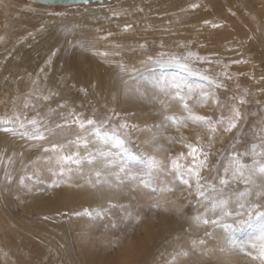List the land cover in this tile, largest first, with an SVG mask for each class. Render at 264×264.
<instances>
[{
    "label": "rangeland",
    "instance_id": "rangeland-1",
    "mask_svg": "<svg viewBox=\"0 0 264 264\" xmlns=\"http://www.w3.org/2000/svg\"><path fill=\"white\" fill-rule=\"evenodd\" d=\"M16 1L18 2L8 3L9 5L4 11V7L0 5L1 27L10 23L13 30L6 47H0V63H5L13 55L15 40L23 44L29 55L36 56L37 63L28 69V72L33 70V75L27 72L26 75L24 66L12 67L8 73L0 75V134L4 138V140H0V142L2 141L0 144V264H83L73 242L74 238L70 233L69 225H66L67 218L59 214L37 215L35 212H31L26 205L28 197L20 189L21 178L29 175L26 165L45 152L44 149H48L47 152H53L51 150L52 143H59L62 146V148L56 149L57 152L63 151L62 155L78 153L82 161L90 155L118 159L127 149L133 154L143 157L136 161H130L128 165L130 172L138 176L149 170L147 156H154L162 166L167 165L169 169L173 159L177 160V164L181 167H183V161L189 160L190 166H193V156L188 155L190 149L186 147L188 144L207 153L206 166L201 169V175L208 177L209 180L216 175L215 170L209 171V167L215 169L221 167V164L230 165L232 163L231 153L249 149V157L252 156L249 146L252 143H259L257 137L264 134V47L256 45L258 42L254 39V32H249L235 40L230 39L231 41L227 38V41L216 45L218 48L222 46L227 49L226 53L221 55L212 50V59L209 60L196 56L192 52L191 55L189 49L185 47H179L180 50L178 48L177 52L173 51L168 43L173 37L172 34L158 32L161 27L155 29L146 25L150 23L149 18H153L154 15L144 13L143 9L146 6L144 0H102L86 4H45L33 0ZM21 2H32L34 5L25 7L20 5ZM16 10L17 12H14ZM141 11H143L141 14L144 15L140 16ZM9 17L14 19L11 21L8 19ZM241 17V14L235 15L237 20L228 21L226 28H232V25L237 23L241 24L239 22ZM126 25L129 26L127 29ZM47 37L51 41L48 42L50 47L45 49L46 42L44 40ZM249 38L251 39L250 43H248ZM54 43L56 45H53ZM62 49L65 52H62ZM86 55L94 58L91 66L102 76V88L106 89L104 96L94 92L96 87L93 86L94 84L92 85V81L83 80L84 83L81 82L83 85L79 82L78 86L69 85L75 81L70 73L66 75L61 73L55 83L56 86L63 88L69 86V94H62L56 89H50L49 94L45 95L46 84L51 74L54 73L55 65L58 66L60 62L71 64L70 61L73 59L79 60ZM235 61L239 62L234 63ZM0 70L2 71V69ZM62 79H65V82L61 83ZM104 79L105 81H103ZM4 80L8 81L7 84ZM18 80L19 87L16 89L12 83ZM34 82L38 84L37 90L34 89ZM176 83L190 86L191 91L189 92L187 88L181 91V95H184L183 100L175 97L174 93V98L179 101L177 104L179 107H175L176 111L170 110L164 115V120L168 122L164 129L151 133L149 126L153 125L157 116L149 117L152 111L149 109L148 101L163 87L172 90ZM220 83L223 87L217 89L215 84ZM31 87L33 88L31 89ZM205 94L210 95L206 96ZM14 99L17 101V105L14 104ZM213 100H218L219 104L213 103ZM241 100L244 101L243 104L240 103ZM185 104L188 105L187 109L184 108ZM230 108L239 109L243 119L238 122V128L227 132L224 131V128L227 127L228 121L233 115ZM181 110L182 112H178ZM133 113L144 114V119L135 123L129 122L131 121L129 116ZM74 114H79L83 119L91 118L102 122L96 127H99L102 132H107L109 136L117 134L125 140L124 147L116 146L112 140L96 138L92 135L91 130L87 133L84 132L73 122ZM17 116L22 120L24 117H27L29 121L36 119V124L25 122L24 127H21L15 119ZM192 116L211 118L213 125H216L223 117V123L219 124L215 133H211L208 131L209 125L194 122L190 119ZM184 121L188 126L186 129L178 126ZM57 125H63V129H57ZM121 125L124 127H120ZM45 128L49 131L45 132ZM37 129L45 134L44 140L31 139ZM184 131H188L190 136H185ZM143 133H146V136ZM85 142H87L86 148L84 147ZM143 144H146L148 148L150 146L151 150H156L157 154L144 153L143 146H141ZM257 151L260 149L257 148ZM23 155L29 156L27 161L22 158ZM195 156L196 163L205 159L200 155V152H197ZM245 162L252 163V160L249 159ZM69 165L76 166L75 164ZM121 176H123L120 177L121 179L132 180L131 175L122 173ZM169 176L173 178L172 175L163 176L154 172L153 186L160 187L161 179ZM6 177L11 179L10 184ZM132 183L133 193L125 205L134 212L137 209L140 210L142 220L138 226L143 229V232L140 236L125 235L122 239L119 238L111 243L100 245L105 256L115 257L114 260L119 264H126L122 255L123 251H132L133 253L136 250L134 245L142 249L143 245L147 244L148 246L147 242L150 243L152 237L157 241L158 237L156 236L161 235L159 240H162L161 237L173 240L177 246L171 250L168 246L166 250L162 251L159 248L160 243L157 245V242H154L152 250L156 256L170 254L174 257L176 252L177 255L178 253L181 255L182 252L187 253L189 257L190 253L188 254V252L190 251L191 259H199L202 251L195 248L196 240H203L206 237L205 233L211 234L212 237V233L218 232L216 237H212L214 241L211 239V243L221 252L222 250L226 252L229 262L227 264H255V260L251 256L242 254L240 248L257 239L261 223H264L260 218H254L243 227L227 231L211 223L197 224L193 218L198 214L209 220L217 217L206 206L205 200L197 201L194 182L191 195L188 188L181 185L179 181L175 186L177 189L172 186V191L167 192L166 196L169 197L178 193L179 197L175 196L174 198L176 205L164 203L161 192L152 193L150 189H146L140 184L139 179L132 180ZM47 184L49 183L45 181V185H42L39 191L34 190L35 195L51 192L50 188L44 191ZM242 185L243 183L239 185L241 191L244 187ZM139 186L147 191L149 200L147 205L138 202L139 193H135V190H138ZM235 187L236 184L233 181L232 187L224 195H229ZM255 190L257 189L249 190L253 192L251 199L264 203V200H259L254 195ZM153 203L160 204V207H150ZM234 206L233 201L232 207ZM164 209H167V212L163 214L161 210ZM228 210L231 208L226 209V211ZM75 212L77 211L71 210L67 215H74ZM186 216L188 217L186 218ZM50 220L63 226L64 243L56 240L54 233L47 235L38 229V226L44 221ZM172 220L175 221L172 222ZM170 221L172 225H170ZM226 222L231 223V220ZM188 223L190 224L189 228ZM162 228L166 230H162ZM152 234L155 236L151 237ZM183 236L188 240H182ZM188 242L193 244V246L190 244L193 249L189 247ZM190 249L195 250L196 253ZM229 250H235V254L230 255ZM247 251H251V249L249 248ZM120 252L122 253L120 254ZM134 253L133 255H139V253ZM252 254L256 255L255 252ZM136 256L132 258L133 260L137 259L135 263L138 264L142 258ZM116 258L124 259V262ZM133 260H129L127 263L130 264L134 262Z\"/></svg>",
    "mask_w": 264,
    "mask_h": 264
},
{
    "label": "bare ground",
    "instance_id": "bare-ground-1",
    "mask_svg": "<svg viewBox=\"0 0 264 264\" xmlns=\"http://www.w3.org/2000/svg\"><path fill=\"white\" fill-rule=\"evenodd\" d=\"M33 1H35V0H33ZM144 1H146L145 9H143L144 13L147 15H154L153 18H149L148 21L150 23L146 24V25L148 27L155 28V29H157L158 27H161V29H158V32H162V33L167 32V33L172 34L173 37H172V39L169 40L168 43H170V48L173 51L178 50L179 47H185V48L189 49L191 55H192V53H194L196 56L204 57L206 59L208 58L210 60V58L213 55L212 50L214 53L216 52L217 54L219 53L221 55H224L226 53L227 49H224L222 46L218 48L217 47L218 44L227 41V38L229 41H231V40H235L238 37H243L244 35L249 34V32L250 33L254 32V34H255L254 39L257 40V42H258L256 45H258L260 47H261V45H263V47H264V16H263L264 15V0H144ZM10 2L15 3L18 1H16V0H0L1 7L2 6L4 7L3 11L8 7V5H9L8 3H10ZM36 2H39V1H36ZM92 3H95V2H92ZM45 4H53V3H45ZM56 4H63V3H56ZM81 4H86V3H81ZM20 5L27 7V6H33L34 4L32 2H30V3L21 2ZM192 5H198V7L193 8ZM254 7H256V8H254ZM254 11H255V13H254ZM14 12H17V10ZM132 13H134V12H132ZM141 13H143V11L140 12V16L144 15ZM240 14L242 15V17L239 20V22H241V24L237 23L236 25H232L233 26L232 28H226V25H227L226 23H228V21L231 22L234 19L237 20L235 18V15H240ZM137 16H139V15H137ZM8 19L13 20L14 18L9 17ZM205 21H207V23H205ZM7 22H10V21H7ZM214 24L219 25V26L213 27L212 25H214ZM226 29H231V30H226ZM12 32H13L12 24L6 23L5 27H3V28L0 25V47L1 48L6 47V45L8 44V38ZM48 35H50V34H48ZM48 38L49 37H47L44 40L46 42L45 49L50 47V45H48L49 44L48 42L51 41V39L49 40ZM250 40L251 39L249 38L248 43L251 42ZM246 41H247V39H246ZM14 42L16 43V45H14V51L12 53L13 55L11 57H9L5 61V63L4 62L0 63V67L2 66V68H0V69H2V71L0 70V75L8 73V70L12 67L18 68L21 66L26 67V70L24 69V72L26 75H27V73H30V75H33V73H34L33 70H30L28 72V69H31L32 68L31 66L33 64L37 63L36 56L29 55V52H26V50L23 47V44L20 43V41L15 40ZM185 43H186V45L184 46ZM51 44H52V42H51ZM53 45H56V43H54ZM214 46H216V48H214ZM240 46H241V44H240ZM228 47H226V48H228ZM254 48H256V47H254ZM229 49H231V48H229ZM179 50H180V48H179ZM61 51L65 52L63 49ZM241 53L245 54L243 52H241ZM63 55H65V54L63 53ZM93 60H94L93 57L86 55V56L79 58V60L73 59L72 61H70L71 64H62L60 62V64L58 66L55 65L54 73L51 74V76L49 77L48 83L46 84L45 95L49 94L50 89H56L57 91H60L62 94H66V93L69 94V90H68L69 86L68 87L66 86V88H63L60 86H56L55 83H56V80L58 79V75H60L61 73L64 75L70 73L73 80H75V81L73 83H70L69 85L74 84L75 86H78L79 82L84 83L83 80L92 81V85L94 84L93 86L96 87L94 92H98L101 96H104L106 89L102 88L103 84H102L101 74L97 73V71H95V68H93L91 66L93 63ZM7 80H4L6 84L8 82ZM103 81H105V79ZM63 82H65V79H62L61 83H63ZM12 84H14L16 89H17L19 87V80L16 82H13ZM92 85H90V86H92ZM33 86H34V89L37 90V88H38L37 82H34ZM32 88L33 87H31V89ZM161 91H164V92H161ZM170 93H171L172 97H174V93H172V91L170 89L163 87V89H161L160 92L155 93L154 94L155 96H152L151 99H149V101H148L149 109L152 111V113L149 114V117L150 116L154 117L153 115L157 116V119L155 120L153 125L149 126V128L151 127L149 130L151 133H154V131L160 132L161 129H164L166 126V123H168L166 120H164V115L167 112H169L170 110L176 111L175 107H179L177 105L179 103L178 100H176L175 98H169ZM81 97L84 98L85 96H81ZM16 98H17V96H16ZM131 99H133V98H131ZM166 100H167V103H165ZM16 103H17V101L14 99V104H16ZM129 104L132 105L131 103H129ZM178 112H182V110L178 111ZM144 116H145L144 114L133 113V114H131V116H129V118L131 117V119H130L131 121H129V122L135 123L136 121L144 119ZM178 126H180L183 129L188 128V126H186L185 121L183 123H180ZM170 128H172V127H170ZM143 134L146 136V133H143ZM184 135L187 137L190 136V134H188V131L187 132L184 131ZM0 140H4V138L1 136V134H0ZM1 142H0V144H1ZM141 146H143L144 153L150 152L152 155L157 154L156 150H151L150 146H149L150 149L148 148V146L146 144H143ZM62 153H63V151L62 152H60V151L59 152H57V151H55V152H43V153H41V155L39 157L35 158L34 160H31V162L26 165V167H27L26 170L29 172V175H31L33 172H36L38 170H43L41 174L43 175L45 181L48 183H51V180L48 178L49 174L47 171L49 158L52 159L53 168L58 170V168L55 164V159L57 156L62 155ZM170 153L172 154V152H170ZM181 156H179V157H181ZM28 157H29L28 155L22 156V158L26 161H27ZM20 158H21V156H20ZM189 161H183L182 162L183 168L186 169V167L190 166L191 162H189ZM76 166L66 165L65 167L72 168L71 173H66L65 180L67 182L65 184H62L58 188H50L51 192H48L46 194L35 195V193H34L35 189L30 193L27 191V189L25 187L21 186L20 189L28 197V201L26 202L27 203L26 205L31 212H35L37 215H49V214H57L58 215L59 214V215H64V217L67 218L65 220L66 225L67 224L69 225L70 233L72 234V236L74 238L73 242L76 245V248L78 250L77 253L81 257L83 264H119V262L114 260L115 257L109 258L108 256H105V254H103V249L101 248L102 246L100 247V245L105 244V243L106 244L111 243V242H113L119 238L122 239V238H124L125 235L132 234L134 236H140L141 232H143V229L141 227H139L138 224L133 225L132 223H121L118 229H112L110 226L111 222L113 220L119 221L120 218L126 214V211H133L132 209H130V207L125 205L126 201H128V199L131 198V194L133 193V189H132V187H134V186H132L133 185V183H132L133 179L130 180L129 178H124V179L120 178L119 180H117V177L114 175V173L117 171V168H112V169H110V172L105 173L101 177V180H106L107 183L104 184L102 188L94 189L92 187V185L89 183L90 180L95 181V179H96L94 172L90 173V171H89L91 166L88 165L87 163H84L82 166H78V165H76ZM69 176L71 177L70 180H68ZM123 176H120V177H123ZM172 179L173 178H170V176L168 178L161 179L160 187H169L170 186L169 188H171L173 185L169 182L172 181ZM68 184L80 185L81 187H76V186L70 187V186H68ZM175 185L176 186L178 185L177 181H175ZM242 186H244V185H242ZM252 189H256L255 185L250 186L247 190L249 191ZM98 190L103 193L104 199H99L97 197V191ZM136 190H135V193L136 192H137V194L139 193L138 194V202H140L143 205H144V203H145V205H147L146 203L149 202L148 197H147V191L140 186L138 187V190L137 191ZM185 190H186V188H185ZM243 190H245V187H243ZM166 194H167V192H161L162 201L164 203L169 204V205L170 204L176 205V199H174V198H175V196H176V198L179 197L178 193H176L175 195H173L171 197L166 196ZM181 194L185 196V194H183V193H181ZM181 194H180V196H181ZM180 199H181V197H180ZM133 200H134V198H133ZM109 203L117 204V205H124V206H126V210L122 209L120 207L112 208L104 214L102 219H97L95 221H91L87 217H77V216L72 215V214H70L71 216H69V214L67 215V213L71 210L81 211V210H83V208H96V207L108 208ZM161 211L163 212V214L165 212H167V210H165V209L161 210ZM180 213H182V212H180ZM184 214H185V211H184ZM187 217L188 216H186V218ZM168 218H171V217H168ZM174 221L172 220V222H174ZM172 222H171V224L170 223L169 224L172 225ZM189 223H190V221H189ZM189 223H188V228H189V225L191 224V223L190 224ZM106 224L108 225V227H105ZM173 225H175V224H173ZM167 226H169V225L167 224ZM38 227H39L38 229L40 231H44L47 235L48 234L52 235V233H54L56 235V236H54L56 238V240L62 241L64 243V241H65L64 234H63L64 230H63V226L60 223L56 224V222L51 221V220L50 221H44ZM169 227H171V226H169ZM169 227L168 228L166 227V228L169 229ZM172 228L175 229L174 227H172ZM190 228L193 229L191 226H190ZM162 230H166V229L162 228ZM177 231H178V226H177ZM164 233L166 234V232H164ZM157 235H159V234H157ZM193 235H196V234H193ZM217 235H218V232L212 233V237H216ZM150 236L152 237L155 235L152 234ZM159 236H161V235H159ZM159 236H156V237H158L157 241H156V239H153V237H152V240L150 239L151 242L150 243L147 242L148 246H147V244H145V245H143L142 249H140L139 246L136 247L134 245V247L136 248V250H135L136 252L135 251L134 252L136 254L139 253V255H137V256H140L139 258H142V261L138 264H207V263H210V264H227V263H229L227 258H226V252L223 250L221 252L219 249L216 248V246L214 244L211 243V239H212L211 235H206V237H204L203 240L205 243L203 246L199 245L198 239L194 243L195 248L196 249L198 248V250L202 251V255L200 254L201 257L199 259H197V258L191 259L190 258V255H191L190 251L188 252V254L190 253L189 257L187 255H185L187 258H190V259H187L183 255L181 256L179 253L177 255V252H176V255L174 257H172V255H170V254L169 255L165 254L162 256H156L153 252L154 250H152V245H154L156 242H157L156 243L157 245L160 243L159 248H161L162 251H163V249L166 250L168 248V246H169L170 250H171V248H174L175 246H177L176 245L177 243L174 244L173 240L163 239V237H161L162 240L161 239L159 240V238H160ZM156 237H154V238H156ZM184 239L188 240V238H185L183 236L182 240H184ZM175 240H177V239H175ZM182 240H181V242H182ZM199 240H201V239H199ZM212 240L214 241V239H212ZM191 241H193V240H191ZM179 244H180V242H179ZM190 244H192V243L188 242V245L191 248ZM181 245H183V244H181ZM192 246H193V244H192ZM219 247L223 248L224 246H219ZM204 248L211 250V254L209 256L203 255V249ZM191 249H193V248H191ZM137 251H139V252H137ZM191 251L193 253H196V252H194L195 250H191ZM121 253L122 252H120V254ZM123 253L124 254H122V255L126 260V262H125L126 264H129L127 262H129V260H133L132 257L136 256V255H133L132 251H126L125 250V251H123ZM106 254H107V252H106ZM130 256H131V259H130ZM194 256H197V255L195 254ZM119 257H120V255H119ZM116 259L120 260V261L122 260V259H118V258H116ZM135 260H137V259H135ZM135 260H133L134 262H132L130 264H136L135 262H137V261H135ZM255 264H262V262L260 260L256 259Z\"/></svg>",
    "mask_w": 264,
    "mask_h": 264
},
{
    "label": "snow or ice",
    "instance_id": "snow-or-ice-1",
    "mask_svg": "<svg viewBox=\"0 0 264 264\" xmlns=\"http://www.w3.org/2000/svg\"><path fill=\"white\" fill-rule=\"evenodd\" d=\"M72 3H81L82 0H70ZM83 2H87V0H83ZM193 8L198 7V5H192ZM207 23V21H205ZM213 27H218L219 25H212ZM129 26L126 25L127 29ZM239 61H235L234 63H238ZM185 67H187L185 65ZM212 83L211 81L209 82ZM217 89L223 87L222 84H215ZM187 88L188 91H191V87L185 85L183 83H176L172 88V93H175V97H178L179 100L184 99V95H181V91ZM210 95V94H205ZM169 98L172 97L171 93L169 94ZM167 103V100L165 101ZM213 103L219 104L218 100H213ZM241 104L244 103L243 100L240 101ZM27 108V105L25 106ZM184 108L187 109L188 105L185 104ZM232 112V117L228 121L227 127L224 128V131L231 132L233 129L238 128V122L243 119L242 113L239 109L230 108ZM15 119L20 123L21 127H24L25 122H29L32 124H36V119L28 120L27 117H24L23 120L21 117L17 116ZM167 119V117H166ZM194 122H202L210 127L208 131L211 133H215L218 130L219 124L223 123V117H221L220 121L217 122L216 125H213L212 119L202 116H192L190 117ZM73 122L84 132L92 131V135L99 139L104 140H112L115 145L123 148L125 145V140L120 138L117 134H113L109 136L107 132H102L99 127H96L97 124L102 123L100 121H96L95 119H83L79 114H74ZM57 129L62 130L63 125H57ZM120 127H124L121 125ZM49 129L45 128V132H48ZM33 140H44L45 134L42 133L39 129L31 136ZM259 143H252L250 147V151L252 156L249 157V149H245L240 152H233L230 154L232 163L228 166H224L221 164L223 171L221 172V167L211 168L209 167V171L215 170L216 175L212 177L211 180L206 176L201 175V169L205 168L207 153H204L193 147V145L188 144L186 147L190 149L188 155L193 156L194 164L193 166H188L185 168L181 167V165L177 164V161L173 159L171 161V168L169 169L167 165H161V162L158 161L154 156H147V162L149 164V170L143 175H137L135 173H131L128 168L130 161H136L142 159L143 157L133 154L131 151L125 150L124 154H122L118 159L116 158H103L101 156H91L86 158L85 160H81L79 158L78 153H71L66 155L57 156L55 159V164L58 170L54 169L52 166V159L49 158L48 161V174L51 183L47 184L44 187V191L48 188H58L62 184H65L67 181L65 180L66 173H71L72 168L65 167L69 164H75L78 166H82L84 163L90 165V173L94 172L95 181L90 180L89 183L92 185L94 189L102 188L104 184L107 183L106 180H101V177L110 172V169L117 168L118 171L114 173L117 177V180L120 179L121 174L131 175L133 180L139 179L140 184L146 188L150 189L152 193L156 192H171L172 188L169 187H155L153 186V174L154 172L157 175H172L173 179L169 183L175 187V181H179V183L183 186H186L189 190V194H192V184L195 183V194L197 197V201L205 200L206 206L209 207V210L216 216V219H206L202 218L199 214L195 216L193 219L197 224H214L222 227L225 231L243 227L245 224L250 223L254 218H260L264 221V203H260L258 201H253L251 199L253 192L248 191L247 189L250 186L255 185L257 190L254 191V195L259 198V200H264V134H261L257 137ZM211 142V137H210ZM84 147H87V142H85ZM57 148H62L59 143H52L51 150L53 152L56 151ZM257 148L260 151H257ZM163 150V149H161ZM45 152L48 149H44ZM200 152V155L204 156V160H200L196 163L195 154ZM252 160V163H246V160ZM111 160V163H109ZM43 170H38L33 172L31 175H26L21 178L20 185L25 187L28 192H32L34 189L39 191L42 185H45V179L41 174ZM231 178V179H230ZM71 177H68L70 180ZM8 183H11V179L6 177ZM233 181L236 184V187L232 189V192L225 196L224 193L228 192V189L232 187ZM30 182V183H29ZM243 183L245 190L241 191L239 185ZM68 186H76L81 187L80 185H72L68 184ZM97 197L99 199H104L103 193L99 190L97 191ZM233 201L235 206L232 207ZM120 207L126 210V206L117 205L109 203L108 208L96 207V208H83L81 211H77L74 213L77 217H87L91 221H95L97 219H102L104 214L112 208ZM152 208H159L160 204L153 203L150 205ZM231 208V210L226 211V209ZM167 210V209H165ZM142 216L140 210L137 209L135 212L126 211V214L123 215L119 221L113 220L111 222L112 229H118L121 223H132L133 225H137L141 222ZM231 220V223L226 221ZM105 227H108L106 224ZM205 235H211L209 233H205ZM204 240L199 241V245H204ZM251 249V251H247V249ZM240 252L244 255L251 256L252 259L260 260L262 264H264V223H261L259 236L257 239L250 244L243 245L240 248ZM255 252L256 255L252 253ZM211 254V250L204 248L203 255L209 256ZM230 255L235 254V250H229ZM181 255H187V253H181Z\"/></svg>",
    "mask_w": 264,
    "mask_h": 264
},
{
    "label": "water",
    "instance_id": "water-1",
    "mask_svg": "<svg viewBox=\"0 0 264 264\" xmlns=\"http://www.w3.org/2000/svg\"><path fill=\"white\" fill-rule=\"evenodd\" d=\"M35 1H39V2H42V3H72L70 2V0H35ZM102 0H87L86 3H92V2H101ZM81 3H85L82 2Z\"/></svg>",
    "mask_w": 264,
    "mask_h": 264
}]
</instances>
